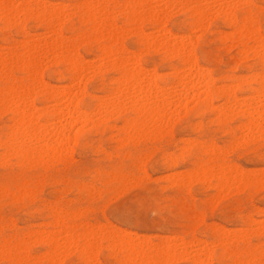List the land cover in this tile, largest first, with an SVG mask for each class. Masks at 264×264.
<instances>
[{
	"label": "snow or ice",
	"instance_id": "snow-or-ice-1",
	"mask_svg": "<svg viewBox=\"0 0 264 264\" xmlns=\"http://www.w3.org/2000/svg\"><path fill=\"white\" fill-rule=\"evenodd\" d=\"M0 7V30L16 36L0 51V103L22 117L3 138L0 264H264V2ZM177 8L187 9L178 31ZM69 18L79 24L71 34ZM34 23L47 32L42 44L29 40ZM117 30L134 33L139 48L125 57L113 46L111 87L85 89L90 99L79 114L69 109L58 145L41 139L33 121L47 123L36 114L57 87L41 75L44 62L62 55L83 82L97 65L85 67L78 49L102 34L117 40ZM145 49L179 61V104L174 80L153 83L158 74L144 71ZM21 64L29 79L10 90ZM37 235L43 247H33ZM73 250L79 260L61 259Z\"/></svg>",
	"mask_w": 264,
	"mask_h": 264
},
{
	"label": "rangeland",
	"instance_id": "rangeland-1",
	"mask_svg": "<svg viewBox=\"0 0 264 264\" xmlns=\"http://www.w3.org/2000/svg\"><path fill=\"white\" fill-rule=\"evenodd\" d=\"M135 1H137V2L142 1V2H146V3L160 2V3H176V4L203 2V0H185V2H184V0H134V1H131V0H3L2 1V0H0V6H2L4 4H23V3H41V4L51 3V2H60V3H77V2L119 3L120 2V3H128V2H135ZM248 2L255 3V4L259 5L260 3L264 2V0H248ZM0 11H2V7L0 8ZM186 12H187V9H182V8H177L175 10L170 11L171 18L174 21L172 24V27L175 30L178 31L182 28V26L184 24L183 16ZM63 27L67 33L71 34L73 31L78 29L79 24L73 23L72 19L69 18L66 22H63ZM117 31H118V37H119L118 39L119 40L118 39L113 40V39H111L110 35L102 34L91 42L85 41L84 44H86L87 46L85 47L84 44H82L80 46V48L78 49L79 55L86 58L83 61V64L85 67H90L93 62H95L97 65V72L91 73V74L86 73L85 77L83 79V83L81 81V77L79 74L77 75L78 78L74 81L72 80V78H70L71 77L70 76L71 66L69 64H67L66 61H64L65 59L62 55L56 54V56H55V53H53L51 56H49L47 58V60L44 62V66L41 70V75L45 76L47 78V80L50 81L52 83V85L57 86V88H55V91L52 92V94H50L48 96L47 100L44 102L45 103V107H44L45 109L44 110L46 112L42 110L43 112H39L40 114L39 113L36 114L35 119L37 121L39 119H41V117H43L44 119L47 120V123L44 126L36 123V127H38L36 129L37 130L39 129L37 132H39L40 130L45 131L49 137L52 135L50 133H54L55 131H57L58 128H60L62 126L61 124H63V123L61 121H58L56 119V117L54 116V112L56 113V108H58V106H60V108H61V104H63V102H64L63 99H61L62 98L61 97L62 95L60 94V93H62L61 91H63V92L67 91L68 92V89L71 88V89H69L72 92L71 95L75 96V102H73V101L72 102L74 104L76 103V106L78 108L79 105L82 104L86 99H90V94L85 91L86 88L90 89L91 93H95L96 95L99 96V95H102L107 89H109L111 87V85L113 83V81L111 79V77L113 76V66H111L112 65L111 62L107 61V57L110 56L109 51L111 54L113 46L118 45L119 52L126 57L128 54L132 53L133 48H137V49L139 48V43L134 38L135 37L134 33H132V32L128 33V32H123V31H119V30H117ZM31 33H32V35L29 37V40H31L33 43H41L42 44L44 39L46 38V35H47L46 30L42 29L39 23L33 24V26L31 27ZM73 39H75V38H73ZM6 42L12 43L13 45H15L16 44V36L14 33H6L3 30H0V51H3L4 45ZM119 46H121V47H119ZM100 49H104L107 52V55H105L106 57L105 58L103 57V59H101L102 56L99 53ZM135 58H136V62L140 63V55L137 54L135 56ZM97 59L100 61H98ZM104 61H106L107 63ZM144 62L149 65V67L146 69V71H154V73L158 74L156 77H154L153 83H156L157 80L166 81L168 79H172L174 81H177V83L175 82L174 84L171 85V91L173 92V94L177 95V103H178V100L181 97H179V94L176 92V88L182 87L180 90H183V88H184V86H182V85L178 86V82L183 83L182 72H180L181 68L178 66L179 61L177 60L176 65H174L173 64V57H171V56H169V58L166 61L160 60V59H155L154 55L149 54L148 49H145V51H144ZM103 64H105V65L103 66ZM22 65L23 64L19 65L18 68L16 69V71L19 73V76L17 78H14L11 81V83H9V85H8L9 89H13L15 87H20L29 79V75L28 74L26 75V71L23 69ZM69 66H70V68H69ZM101 68L103 69V71H100ZM175 70H177V71H175ZM176 72H178V73L180 72L179 74L181 76L179 78H182V79H180L182 81H180L178 78H177L178 80L175 79L174 73H176ZM97 73H98V75H97ZM78 80L80 83H78ZM76 83H77V85H76ZM72 84H74V85H72ZM175 84H177L176 88H174ZM80 86H82V87H80ZM4 87H5L4 81L2 78H0V96H2V94H3ZM73 88H76V90H77L76 94H75V92L72 91ZM80 91H81V94H80ZM57 92L59 95L57 94ZM73 106H75V105H72V107ZM52 107H54V108H52ZM182 107L180 106L179 108H176L175 111H177V113H179L183 109ZM12 108L13 107L5 108L3 106V104L0 103V178H2V173L4 170L5 164H9V161L4 157V154L2 151V149H3V143L2 142H3V138H4L6 133H8V134L13 133V130L11 132L12 128H10V127H12V125H13L12 123L14 121V118H16V117L12 113V110H13ZM51 110H52V112H50ZM53 110H54V112H53ZM57 112H59V111H57ZM134 115H136L135 116L136 119H140V118L141 119L142 118L143 119H146V118L149 119V118H151L150 116H147L149 114L146 111H144L142 113H137L134 111ZM177 118H180V117H177ZM113 123L116 124L117 122L113 121ZM107 131L112 132L113 129L109 128ZM116 131H119V128H117ZM37 132L35 131V133H37ZM103 132H104V129H100V133H103ZM93 135H97V133H93ZM221 135H223V134L221 133ZM53 140H55V139L51 138V141H53ZM53 142L58 143L59 141H56V142L53 141ZM104 142L105 143H114V140L112 137H105ZM73 143H75V137H73ZM99 144H100V140L97 139V145L99 146ZM245 163H249V162L245 161ZM9 167L11 168V165H9ZM165 171H166V169L163 168L162 166H158L157 169L155 170V172H157V173H163ZM198 194L202 195L203 192H200ZM257 202L259 203V197L257 198ZM2 209H3V206H2V204H0V212H2ZM0 219H2V216H0ZM44 243H45V240H44L43 236H41V235H37L36 238H34L32 240V245H33V247H36V248L43 247ZM65 254L63 256L64 258L61 257V259H63V261L71 262V261L80 259V257L78 255L74 254V250L71 251V253L65 252ZM208 255L210 258L211 253H209ZM101 259L107 260V259H109V257L108 256H102Z\"/></svg>",
	"mask_w": 264,
	"mask_h": 264
},
{
	"label": "bare ground",
	"instance_id": "bare-ground-1",
	"mask_svg": "<svg viewBox=\"0 0 264 264\" xmlns=\"http://www.w3.org/2000/svg\"><path fill=\"white\" fill-rule=\"evenodd\" d=\"M3 1V0H2ZM131 1H134V0H131ZM111 2V1H110ZM115 2V1H114ZM135 2H137V1H135ZM140 2H142V1H140ZM184 2H185V0H184ZM120 3V2H119ZM1 8V7H0ZM170 17H171V15H170ZM36 25V24H35ZM129 33V32H128ZM106 35V34H105ZM127 35V34H126ZM103 38V37H102ZM119 38V37H118ZM135 38V37H134ZM100 39V38H99ZM119 40V39H118ZM111 44V43H110ZM100 45V44H99ZM122 46V45H121ZM121 46H119V47H121ZM101 48V47H100ZM121 49V48H120ZM125 50V49H124ZM97 51V50H96ZM100 54H101V59H103V57L105 58L106 56L105 55H107V52L104 50V49H100V52H99ZM109 55H111L110 54V51H109ZM54 56V55H53ZM55 56H56V54H55ZM62 57V56H61ZM138 57V56H137ZM100 59V58H99ZM136 59V58H135ZM64 60V59H63ZM98 60V59H97ZM105 60V59H104ZM65 61V60H64ZM98 61H100V60H98ZM97 61V62H98ZM55 62V61H54ZM104 62H106V61H104ZM52 63V62H51ZM50 63V64H51ZM100 63V62H99ZM98 63V64H99ZM103 63V62H102ZM107 63V62H106ZM68 64V63H67ZM112 64V63H111ZM66 65V64H65ZM105 64H103V66H104ZM101 66V65H100ZM111 66H113V65H111ZM21 67V66H20ZM22 67H23V69L26 71V75L28 74L29 76H30V70H29V68L26 66V65H22ZM67 67V66H66ZM68 68V67H67ZM69 68H70V66H69ZM105 68V67H104ZM171 68V67H170ZM22 69V70H23ZM180 69V68H179ZM144 71H146V69L144 70ZM174 71V70H173ZM175 71H177V70H175ZM179 71V70H178ZM151 72H154V71H151ZM168 72V71H167ZM181 72V71H180ZM179 72V73H180ZM178 72H176V73H174V76H175V79L176 80H180V79H182V78H179L181 75L179 74ZM78 74L75 72V70L71 67L70 68V78H72V80L74 81V80H76L77 78H78V76H77ZM95 75V74H94ZM173 76V75H172ZM178 78V79H177ZM56 79V78H55ZM111 80V79H110ZM180 81H182V80H180ZM176 83H177V81H175ZM11 83V82H10ZM78 83H80L79 82V80H78ZM83 83V82H82ZM81 83V84H82ZM67 84V83H66ZM180 84V85H179ZM72 85H74V84H72ZM76 85H77V83H76ZM83 85V84H82ZM176 85L177 84H175V86H174V88H176ZM184 86V84L182 83V82H178V86ZM71 87V86H70ZM80 87H82V86H80ZM171 87V86H170ZM57 88V87H56ZM78 88V87H77ZM177 88H179V87H177ZM176 88V89H177ZM182 88V87H181ZM181 88H179V89H181ZM61 89V88H60ZM69 89H71V88H69ZM68 89V92L67 91H65V92H63V91H61L62 93H60L62 96V98L61 99H63V104H61V108H60V106H58V108H56V113L54 112V110H53V112H54V116L56 117V119L58 120V121H61L62 122V120L63 121H66L67 120V118H68V116L70 115V112H69V109H71V111L72 112H77V106H76V103L74 104L72 101H73V97L74 96H72L71 94H72V92L70 91ZM76 89V88H75ZM11 90V89H10ZM63 90V89H62ZM81 90V89H80ZM77 91V90H76ZM77 92H75V94H76ZM57 94H58V92H57ZM80 94H81V91H80ZM79 94V95H80ZM177 94V93H176ZM59 95V94H58ZM175 95V94H174ZM72 96V97H71ZM177 96V95H176ZM77 97V96H76ZM180 97V96H179ZM180 100V99H179ZM179 100H178V104H179ZM59 101V100H58ZM60 102V101H59ZM72 102V103H71ZM58 103V102H57ZM61 103V102H60ZM72 105H75V106H73L72 107ZM47 107V106H46ZM56 107V106H55ZM72 107V108H71ZM181 107H182V105H181ZM52 108H54V107H52ZM179 108V107H178ZM183 108V107H182ZM13 110H12V113L15 115V117L16 118H14V121H13V125H12V127H10V128H12L11 129V132H12V130H13V133L15 132V130L17 129V127L19 126V124H20V122H21V119H22V117L20 116V115H18V113H17V111L15 110V108H14V106H13V108H12ZM45 109V108H44ZM43 109V111H45ZM51 109V108H50ZM6 110V109H5ZM11 110V109H10ZM42 111V112H43ZM48 111V110H47ZM57 111H59V112H57ZM134 111L135 112H137V113H142V112H144V110H140V109H134ZM6 112V111H5ZM46 112V111H45ZM50 112H52V110L50 111ZM177 112V111H176ZM48 113V112H47ZM12 114V115H13ZM40 114V113H39ZM53 114V113H52ZM78 114V113H77ZM44 115V114H43ZM137 115V114H136ZM135 115V116H136ZM147 116H149V115H147ZM141 117V116H140ZM46 118V117H45ZM141 119V118H140ZM143 119V118H142ZM147 119V118H146ZM150 119V118H149ZM13 120V119H12ZM51 121V120H50ZM62 126L60 127V128H58L57 129V131H55L54 133H50V134H52L51 136H49L48 137V135H47V133L45 132V131H39V132H37L38 130L36 129V128H38V127H36V122L35 121H33V127H34V129H35V131L37 132L36 134L38 135V136H40V138L41 139H44V138H47V139H50L51 140V138H53V139H55V140H53V141H58L57 140V132H58V130H62V128H63V124H61ZM38 126V125H37ZM44 126V125H43ZM64 139L65 140H67V137L65 136L64 137ZM45 142H47V140H45ZM3 143V142H2ZM57 145L59 144V142L58 143H56ZM6 165V164H5ZM40 237V236H39ZM36 238V237H35ZM39 239V238H38ZM37 242V241H36ZM71 253V252H70ZM66 255V254H65ZM62 258H64V257H62ZM63 260V259H62Z\"/></svg>",
	"mask_w": 264,
	"mask_h": 264
}]
</instances>
